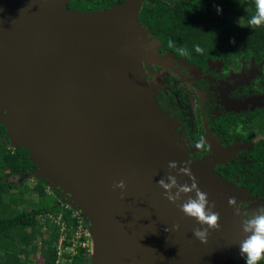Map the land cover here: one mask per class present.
<instances>
[{
    "label": "water",
    "instance_id": "95a60500",
    "mask_svg": "<svg viewBox=\"0 0 264 264\" xmlns=\"http://www.w3.org/2000/svg\"><path fill=\"white\" fill-rule=\"evenodd\" d=\"M70 1L0 0V124L89 219L93 264H239L243 233L228 199L240 204L242 189L215 170L214 154L194 159L176 141L148 78L159 58L140 19L145 0L96 11ZM169 161L191 163L220 213L206 244L157 186ZM120 180L124 199L112 188Z\"/></svg>",
    "mask_w": 264,
    "mask_h": 264
},
{
    "label": "trees",
    "instance_id": "16d2710c",
    "mask_svg": "<svg viewBox=\"0 0 264 264\" xmlns=\"http://www.w3.org/2000/svg\"><path fill=\"white\" fill-rule=\"evenodd\" d=\"M121 1L123 0H71L67 6L76 10L96 11ZM254 12V0H145L140 19L163 49L167 48L177 55L186 54L191 59H196L195 56L219 55L226 63L237 64L241 58L251 59L255 63L262 62L263 71L257 80L256 89L264 93V27L253 28L248 24ZM197 47L203 49V52H197ZM251 115L253 121L260 119L259 127L262 130L264 108L253 111ZM6 133V127L0 124V146H6L1 138ZM254 153L258 159L264 160V144ZM36 168L37 165L26 148H0V170L3 171V175H0V264H36L30 257L38 253L42 257L37 264H55L58 257L55 241L59 237L60 226L47 219L45 224L51 228V233L46 236L42 232V213H57L62 210L68 237L77 226L76 219L72 217V211L76 209L74 206L58 203L35 205L30 209L19 208L20 204H26L27 201L19 200L11 190L23 193V178L20 182H14L8 177L21 176ZM226 170L230 178L235 179V175L231 174L238 171L239 179L244 181L254 174L243 171L240 162L229 165ZM44 182L41 179L35 186L40 195L45 194L46 186L42 185ZM249 183L246 187L259 195L263 194L262 183H252L251 180ZM32 188L27 186V192ZM57 191L61 192L59 189ZM84 221L89 226V219L84 218ZM65 264L92 262L85 248L79 247L71 262ZM239 264H244V259ZM260 264H264V261Z\"/></svg>",
    "mask_w": 264,
    "mask_h": 264
},
{
    "label": "flooded vegetation",
    "instance_id": "af4514ba",
    "mask_svg": "<svg viewBox=\"0 0 264 264\" xmlns=\"http://www.w3.org/2000/svg\"><path fill=\"white\" fill-rule=\"evenodd\" d=\"M153 39L159 61H149L148 78L152 82L162 80L163 85L156 95L159 106L185 120L191 142L197 144L204 139L205 148L196 149L189 155L201 159L214 154L215 160H220L215 170L247 191L250 199L243 196L240 206L251 216L264 207V190L259 195L246 187L250 180L264 186V160L254 153L264 144V137L251 143L261 133L260 119L253 121L251 113L264 108V93L256 89L263 63L242 58L239 64L226 63L219 55L191 59L186 54L177 55L163 49L157 39ZM253 63L258 65L254 73L251 72ZM234 74L240 77L231 80ZM189 119L193 120L192 124ZM238 162L243 171L254 173L251 178L240 180L238 171L231 174L236 179L230 178L226 168ZM254 169L257 170L252 172Z\"/></svg>",
    "mask_w": 264,
    "mask_h": 264
},
{
    "label": "clouds",
    "instance_id": "9594fccd",
    "mask_svg": "<svg viewBox=\"0 0 264 264\" xmlns=\"http://www.w3.org/2000/svg\"><path fill=\"white\" fill-rule=\"evenodd\" d=\"M254 6L255 12L249 18L248 24L253 28L264 27V0H254ZM196 51L202 53L203 49L197 47ZM196 148H205L203 138L197 142ZM167 168L166 176L157 182V186L163 189L164 198L170 204L177 205L184 216L196 221L199 227L192 229L193 236L201 243L206 244L210 230L219 231L221 229L220 213L214 211L215 202L210 201L208 193L200 189L189 161H185L183 164H179L177 161H169ZM178 176L188 177L191 183L181 184L178 181ZM126 187L124 180L112 185L113 191L120 190L122 199L125 198ZM228 205L234 209V215L240 218L243 239L238 242V247L241 257L244 258V264H260L261 261H264V207L259 208L251 216H246L235 196L229 197ZM179 230L180 225L178 223L165 229L169 232H178ZM42 231L45 232L43 228Z\"/></svg>",
    "mask_w": 264,
    "mask_h": 264
},
{
    "label": "rangeland",
    "instance_id": "374dc122",
    "mask_svg": "<svg viewBox=\"0 0 264 264\" xmlns=\"http://www.w3.org/2000/svg\"><path fill=\"white\" fill-rule=\"evenodd\" d=\"M257 69H258V65L253 63L251 66V72L254 73L257 71ZM237 77H240V75L237 76L234 74L231 77V80L235 79ZM153 84H154V87L156 89V95H158L159 89H160L161 85H163L162 80L160 78L156 79V80L154 79ZM156 98H157V96H156ZM262 103L264 104L263 101H262ZM164 112L167 114L168 118L170 119V124L172 126L174 137H175L176 141L184 149V151H186V153L192 154L193 151H195L198 148H196V144H194L193 142H191L189 140V131L185 127V124H186L185 120H183V119L181 120V118L177 117L176 115L169 114L170 112L167 109H164ZM188 122L190 124H192L193 120L189 119ZM11 135L13 136V139H12ZM11 135L9 133V130H7V133L1 136V138L3 139L6 146L2 145V146H0V148L5 147V149H13V148H15L16 145L19 144L17 141V138H16V140L14 139L15 135L13 134V132H11ZM262 137H264V128L261 130V133H259L257 135V137L251 143L261 139ZM36 171H37V169L31 170L30 172L23 174L21 176H10V177H8L9 180L14 181V182H20L21 179L23 178V181L21 182V189L23 190V193H20V191H17L15 189L11 190L12 192H14V194L17 196V198L19 200L27 201L26 204H20L19 208L20 209H30L35 205H44V204L56 205L58 203H63L66 206L67 205L70 206V203L66 199L63 198L61 192H58L57 189L51 185V183L48 181L47 178L43 177L40 173H37ZM0 175H3L2 170H0ZM41 179L45 180V182L42 183V185L44 184L46 186V188H45V194L40 195L35 190V186L40 183ZM27 186L33 187V188L29 192H27V190H26ZM242 192H243L242 195L247 197V199L249 200L250 197L248 196L247 191L242 189ZM60 212H63V211L60 210L57 213L47 212L45 214L49 215V216H55V215L60 214ZM78 212H79V210H78ZM79 214H80V217H82L81 219L83 220V222H85L84 217L81 215L80 212H79ZM63 221H65V220L63 219ZM54 225H56V223H54ZM86 227H87V230H89V234H87V235L84 234L83 237H79V233H77V230H75V231H73V234L69 236L70 239L74 238L75 241H73V240L71 242L67 241V243L65 245L62 244V246L64 245V251L62 253L61 258H59L60 264L68 263V260H67L68 257L71 256L70 258H72V256L74 255V254L71 255V253L73 252L72 251L73 247L75 248V253H77L78 248L81 247V239H83L85 245H87L86 249H85L86 252L89 253L90 257L92 256V253L94 252V249H93V243L94 242L92 241V236L90 234L89 226L86 225ZM59 229L61 231V226L59 227ZM84 230L85 229H83L82 231H84ZM60 231H59L58 239L60 238V235H61ZM44 233L46 234V236H50L51 228H49L48 225H47V231H45ZM70 233H71V231H70ZM58 239L55 241V247H56L57 251H58ZM67 254H69L68 257H67ZM57 255H58V253H57ZM41 257L42 256L40 253L32 254L30 259L33 261V263L37 264L41 261ZM91 262H92V259H91Z\"/></svg>",
    "mask_w": 264,
    "mask_h": 264
},
{
    "label": "built area",
    "instance_id": "2783aa9c",
    "mask_svg": "<svg viewBox=\"0 0 264 264\" xmlns=\"http://www.w3.org/2000/svg\"><path fill=\"white\" fill-rule=\"evenodd\" d=\"M69 206V205H67ZM72 217L74 219H76V222H77V226L75 228V230H77V233H79V237H83V235H87L89 234V230H87V227H86V224L85 222H83V220L81 219L82 217H80V214L78 212L77 209L73 210L72 211ZM52 218V219H51ZM49 219L51 221H53L54 223H56L57 225H60L61 226V235H60V238L58 239V257H57V260L55 261V264H60V260L59 258H61L62 256V253L64 251V245L65 243H67L66 241L69 240V242H71L72 240H74V238H69L67 233L65 232L67 230V225L66 223L63 221V212H60V214L58 215H55V216H49V215H46L45 213H42L40 215V220L42 221V223L44 224L43 225V229L45 231H47V224H45V221ZM83 229H85L84 231H82ZM74 230V231H75ZM77 236V235H76ZM83 239H81V247L85 248L86 249V246ZM62 244H64L62 246ZM74 245V244H73ZM72 253L71 255L75 254V248L73 247L72 248ZM72 258H68V261L71 262Z\"/></svg>",
    "mask_w": 264,
    "mask_h": 264
}]
</instances>
